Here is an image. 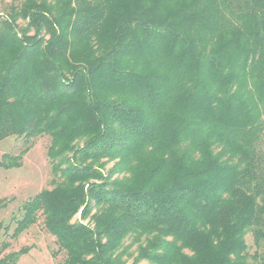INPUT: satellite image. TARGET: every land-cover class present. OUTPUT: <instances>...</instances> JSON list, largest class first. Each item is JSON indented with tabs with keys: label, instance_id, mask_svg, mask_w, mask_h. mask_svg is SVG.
Returning a JSON list of instances; mask_svg holds the SVG:
<instances>
[{
	"label": "trees",
	"instance_id": "1",
	"mask_svg": "<svg viewBox=\"0 0 264 264\" xmlns=\"http://www.w3.org/2000/svg\"><path fill=\"white\" fill-rule=\"evenodd\" d=\"M44 135L54 186L9 238L42 217L60 264H264V0L10 3L0 141L26 145L0 167Z\"/></svg>",
	"mask_w": 264,
	"mask_h": 264
},
{
	"label": "rangeland",
	"instance_id": "2",
	"mask_svg": "<svg viewBox=\"0 0 264 264\" xmlns=\"http://www.w3.org/2000/svg\"><path fill=\"white\" fill-rule=\"evenodd\" d=\"M22 1L0 0V13L6 11L10 3ZM49 143V136H41L23 152L21 166L9 169L0 167V198L10 200L6 207L0 209V222L4 225L9 223L12 212H16L27 199L54 186L52 167L47 155ZM25 145L24 138L13 136L0 141V158L5 153L19 154ZM13 228L14 224L10 227L9 234L12 233ZM247 239L254 250L252 236L248 235ZM2 240L10 241L11 246L8 251H18L22 247H29V250L20 256L17 264H60L65 258L64 251L58 252L56 238L44 227L42 217L37 224L17 239L6 236L3 228L0 227V242Z\"/></svg>",
	"mask_w": 264,
	"mask_h": 264
}]
</instances>
